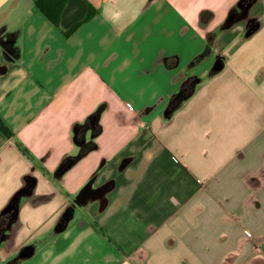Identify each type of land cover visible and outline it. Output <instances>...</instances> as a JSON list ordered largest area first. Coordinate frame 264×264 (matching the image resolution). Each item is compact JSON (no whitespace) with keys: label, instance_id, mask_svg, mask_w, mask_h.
<instances>
[{"label":"crops","instance_id":"crops-1","mask_svg":"<svg viewBox=\"0 0 264 264\" xmlns=\"http://www.w3.org/2000/svg\"><path fill=\"white\" fill-rule=\"evenodd\" d=\"M0 118V264H264V0H2Z\"/></svg>","mask_w":264,"mask_h":264},{"label":"trees","instance_id":"trees-1","mask_svg":"<svg viewBox=\"0 0 264 264\" xmlns=\"http://www.w3.org/2000/svg\"><path fill=\"white\" fill-rule=\"evenodd\" d=\"M66 2L67 0H34L35 5L40 9V11L55 25H58L59 23ZM76 25L77 23L64 30V35H69L74 30ZM190 82L191 81L184 82L180 91L172 95L165 111L166 114L170 113L172 110L178 107L180 102L193 92L194 88L190 85ZM0 131L7 137H10L12 135L11 130L7 127V125L1 118ZM9 217L10 213L7 210L0 215V228L8 224Z\"/></svg>","mask_w":264,"mask_h":264},{"label":"rangeland","instance_id":"rangeland-1","mask_svg":"<svg viewBox=\"0 0 264 264\" xmlns=\"http://www.w3.org/2000/svg\"><path fill=\"white\" fill-rule=\"evenodd\" d=\"M222 63L221 57L220 56H216L214 57V60L212 62L211 68L208 69V71H213L215 69H217L219 67V65ZM187 81H191L190 85L193 86V88H195L197 86V84L201 81V78L198 75H194L191 78H189ZM20 252L22 253V255L20 254ZM19 252V255L21 257L24 256L26 251V248H22L21 251Z\"/></svg>","mask_w":264,"mask_h":264},{"label":"water","instance_id":"water-1","mask_svg":"<svg viewBox=\"0 0 264 264\" xmlns=\"http://www.w3.org/2000/svg\"><path fill=\"white\" fill-rule=\"evenodd\" d=\"M74 1H70L69 5L67 6L66 10H65V15H64V19L65 21L71 20L73 18H76L78 13L81 11L80 7L77 8V11L74 12V10H72V8H74L73 3Z\"/></svg>","mask_w":264,"mask_h":264},{"label":"built area","instance_id":"built-area-1","mask_svg":"<svg viewBox=\"0 0 264 264\" xmlns=\"http://www.w3.org/2000/svg\"><path fill=\"white\" fill-rule=\"evenodd\" d=\"M248 235L250 234V233H247Z\"/></svg>","mask_w":264,"mask_h":264},{"label":"clouds","instance_id":"clouds-1","mask_svg":"<svg viewBox=\"0 0 264 264\" xmlns=\"http://www.w3.org/2000/svg\"><path fill=\"white\" fill-rule=\"evenodd\" d=\"M0 2H2V0H0Z\"/></svg>","mask_w":264,"mask_h":264}]
</instances>
